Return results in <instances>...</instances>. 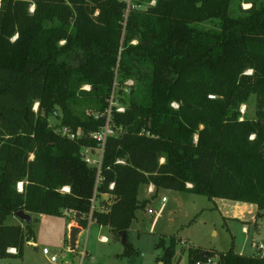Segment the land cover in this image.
I'll return each instance as SVG.
<instances>
[{"label": "trees", "instance_id": "trees-1", "mask_svg": "<svg viewBox=\"0 0 264 264\" xmlns=\"http://www.w3.org/2000/svg\"><path fill=\"white\" fill-rule=\"evenodd\" d=\"M142 2L125 15V0H0V258L21 257L32 236L7 216L79 212L83 228L93 195L90 221L119 237L150 200L139 185L252 203L253 225L264 218V0ZM115 81L120 132L97 169L81 152ZM251 95L254 117L241 118ZM185 242L160 234L157 262L264 264Z\"/></svg>", "mask_w": 264, "mask_h": 264}, {"label": "rangeland", "instance_id": "rangeland-1", "mask_svg": "<svg viewBox=\"0 0 264 264\" xmlns=\"http://www.w3.org/2000/svg\"><path fill=\"white\" fill-rule=\"evenodd\" d=\"M149 1L143 0L142 3L146 6ZM241 1L234 0V3ZM247 6L243 5V8ZM213 22H203L198 26L214 27ZM120 88L122 85L115 81V100ZM122 96L123 103L127 97L125 93ZM254 102L255 98L251 95L247 103L240 106L241 118L254 117ZM116 103L124 107L118 101ZM47 121L52 128H57L58 118L55 115L49 116ZM149 195L146 186H140L137 197L143 200ZM149 197L145 207L135 211V218L125 232L126 245L110 228L89 221L86 227L80 228L74 247L70 249V216L30 213L32 236L25 237L22 256L0 258V264H158L157 257L162 255L163 248L155 244L160 234H175L184 240L187 238L188 244L205 249L224 251L231 248L243 253H254L250 246V239L253 238L262 247L259 255L264 257V218L257 219L256 226L253 225L254 204L216 197L209 199L204 195L164 188H156ZM95 207H100L98 199ZM16 221L10 215L4 220L6 224ZM243 221L250 222L245 224L247 234L241 229ZM103 236L105 240H102ZM44 248L48 250L47 254H43ZM83 251L86 256L81 260ZM51 256H55L54 262ZM185 263L186 253H183L180 264Z\"/></svg>", "mask_w": 264, "mask_h": 264}, {"label": "built area", "instance_id": "built-area-1", "mask_svg": "<svg viewBox=\"0 0 264 264\" xmlns=\"http://www.w3.org/2000/svg\"><path fill=\"white\" fill-rule=\"evenodd\" d=\"M126 1V9H125V15L128 12V10L134 6V4H132L133 0H125ZM148 4L152 5L154 4V0H150L148 2ZM128 84L131 83L130 80L127 81ZM108 105L105 108L103 115H104V124L96 131L92 132L89 134V136L95 141V147L94 149H91L89 147H85L83 148L82 152H81V157L83 158V160L85 161V163H87L88 165H92L95 166L97 169H99L100 166V162H101V155H102V151H103V146L104 143L106 141V138L109 136H114L116 134H118L120 132V128H117L115 126H113L112 122H111V110L113 107H115V110L118 112H121L124 110L123 106H120L116 103L115 97L113 96V91L111 92L108 100ZM174 107L176 106V104H172ZM78 134V132H76V135ZM69 137L73 138L74 134H69ZM110 188L112 187V185L110 184L109 186ZM62 190H67L66 187L62 188ZM164 197L161 198L162 201H164ZM95 195L92 196L91 200H90V208H89V214H88V222L90 221V212L91 210L95 209ZM244 231H246L245 228H243ZM102 240H105V237H101ZM181 243H183V241H181ZM250 246L256 251V252H261L262 247L260 246V244H258V242L251 238L250 239ZM8 252L10 253H15V249L14 248H9L7 249ZM43 254H47L48 250L47 249H42ZM86 256L85 251L82 252L81 254V260ZM51 261L54 262L56 260L55 256H51L50 257ZM195 264H216V262H214L212 259H207L204 263H200V262H196Z\"/></svg>", "mask_w": 264, "mask_h": 264}, {"label": "water", "instance_id": "water-1", "mask_svg": "<svg viewBox=\"0 0 264 264\" xmlns=\"http://www.w3.org/2000/svg\"><path fill=\"white\" fill-rule=\"evenodd\" d=\"M21 187V185H18V188ZM104 196V195H103ZM20 222L26 223V224H30L31 223V216L29 213L23 211V210H19L17 212H15L13 214ZM80 213L79 212H75L74 217L75 219L79 218ZM79 232V227L78 226H72L70 229V233H69V247L70 249H73L74 247V243L77 237V233ZM126 231H119V236H120V240L121 243L123 245L126 244Z\"/></svg>", "mask_w": 264, "mask_h": 264}, {"label": "crops", "instance_id": "crops-1", "mask_svg": "<svg viewBox=\"0 0 264 264\" xmlns=\"http://www.w3.org/2000/svg\"><path fill=\"white\" fill-rule=\"evenodd\" d=\"M140 186H142V185H139V187H138V190H139V188H140ZM146 186V192L148 193V194H152L155 190H156V188L152 185V184H148V185H145ZM137 190V191H138ZM149 195V196H150ZM148 196V197H149ZM148 197H146L145 199H149ZM103 198L104 199H106L107 197L104 195L103 196ZM138 198V197H137ZM138 200H140L139 198H138ZM146 213L148 214V211L146 210ZM74 214L75 213H71V212H69V211H65L64 213H63V215H67V216H70L72 219H71V221H70V223L69 224H71L72 226H78L76 223H75V217H74ZM11 217H14V218H16L14 215H10ZM30 216H32V214H30ZM17 219V218H16ZM12 224H20V225H23L22 224V222H20L18 219H17V221L15 222V223H12ZM79 227V226H78ZM80 228L81 227H79V232H80ZM243 228H245L246 229V231H244V229ZM242 231L244 232V233H246L247 234V232H248V228H247V226L245 225V224H243L242 223ZM214 234V233H213ZM104 237V236H103ZM252 237V236H251ZM182 239H183V237H182ZM185 240H187L188 241V239L186 238ZM189 242V241H188ZM239 253H243V252H239ZM261 254V252H256L255 250H254V253H244V254ZM158 264H160L159 262H158Z\"/></svg>", "mask_w": 264, "mask_h": 264}]
</instances>
